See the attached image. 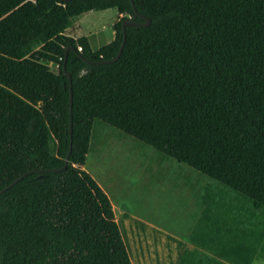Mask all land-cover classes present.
<instances>
[{
  "label": "trees",
  "instance_id": "1",
  "mask_svg": "<svg viewBox=\"0 0 264 264\" xmlns=\"http://www.w3.org/2000/svg\"><path fill=\"white\" fill-rule=\"evenodd\" d=\"M133 2L151 25L128 26L105 64L131 0H0V191L46 171L0 195V264H133L84 169L96 120L264 210V0ZM111 9L125 18L110 44L67 34Z\"/></svg>",
  "mask_w": 264,
  "mask_h": 264
},
{
  "label": "rangeland",
  "instance_id": "2",
  "mask_svg": "<svg viewBox=\"0 0 264 264\" xmlns=\"http://www.w3.org/2000/svg\"><path fill=\"white\" fill-rule=\"evenodd\" d=\"M122 18L125 16L116 9L91 12L74 20L67 34L89 38L97 51L114 40V25ZM51 68L57 72L56 66ZM84 169L109 195L137 264L146 249L155 256L167 255L170 263L177 252L172 239L183 233L187 211L206 201L210 193L213 195L214 187L204 192L205 186L221 185L99 120L94 124ZM219 188L227 191L231 204L252 209L246 197L223 185Z\"/></svg>",
  "mask_w": 264,
  "mask_h": 264
},
{
  "label": "crops",
  "instance_id": "3",
  "mask_svg": "<svg viewBox=\"0 0 264 264\" xmlns=\"http://www.w3.org/2000/svg\"><path fill=\"white\" fill-rule=\"evenodd\" d=\"M220 186L217 183L205 186L204 192L214 187L213 195L210 193L206 201L187 211L183 233L172 239L177 248L171 259L174 263L166 260L167 255L155 256L146 249L138 264H264V258L259 256L264 243V210L231 204L227 191ZM129 229L132 231L131 226ZM122 236L133 264H137L132 259L133 249H129L127 234ZM139 237L143 241V235Z\"/></svg>",
  "mask_w": 264,
  "mask_h": 264
},
{
  "label": "water",
  "instance_id": "4",
  "mask_svg": "<svg viewBox=\"0 0 264 264\" xmlns=\"http://www.w3.org/2000/svg\"><path fill=\"white\" fill-rule=\"evenodd\" d=\"M65 1H72V0H65ZM131 1H132V5H133V8H134L135 15L123 21L122 28H123V34H124V41H123V43L121 45V48L119 50V53H118V55H117V57L115 59H113L112 61H107V62H105V64H112V63L116 62L120 58V56L122 54V51H123V48L125 46L126 37H127L126 29H127L128 26L149 27L151 25V20L149 18H146L142 14H140L138 12V10L135 8V5H134L133 0H131ZM138 17L143 18L145 20V23L144 24L137 23L136 20H137ZM70 50H71V48H68L66 50L64 70H65V74L68 76L69 81H70V130L69 131H70V140H71V143H72V134H73V93H72V80H71V75L66 71L67 56H68V53H69ZM71 152H72V146L70 147L69 153H68V155L66 157V161H65L64 168H66L68 166V162H69V158H70ZM53 171H58V170H53ZM36 172L45 173L46 171H44V170H42V171L33 170V171L25 174L24 176L16 179L11 185H9L8 187H6L2 191H0V195L4 194L10 188H12L16 184H18L23 178H25L29 174L36 173Z\"/></svg>",
  "mask_w": 264,
  "mask_h": 264
},
{
  "label": "built area",
  "instance_id": "5",
  "mask_svg": "<svg viewBox=\"0 0 264 264\" xmlns=\"http://www.w3.org/2000/svg\"><path fill=\"white\" fill-rule=\"evenodd\" d=\"M80 51H82V49H79Z\"/></svg>",
  "mask_w": 264,
  "mask_h": 264
}]
</instances>
